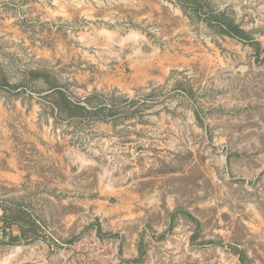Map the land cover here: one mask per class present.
<instances>
[{
	"label": "rangeland",
	"instance_id": "1",
	"mask_svg": "<svg viewBox=\"0 0 264 264\" xmlns=\"http://www.w3.org/2000/svg\"><path fill=\"white\" fill-rule=\"evenodd\" d=\"M196 2L0 0V264H264V0Z\"/></svg>",
	"mask_w": 264,
	"mask_h": 264
},
{
	"label": "trees",
	"instance_id": "2",
	"mask_svg": "<svg viewBox=\"0 0 264 264\" xmlns=\"http://www.w3.org/2000/svg\"><path fill=\"white\" fill-rule=\"evenodd\" d=\"M178 1L182 6H196L197 4L196 0ZM199 5L202 6V9L204 7L208 9L210 8L209 4L206 2H201ZM222 18V16H212L207 23L214 28L216 27L219 33L223 36L240 40L247 39V34L240 27L232 22L223 20ZM255 45V48H257V44ZM13 229L16 230L17 234H13ZM0 231L2 236L0 243L8 246H15L36 240L39 238V232H41L33 217L20 206H16L8 210H6V208H1Z\"/></svg>",
	"mask_w": 264,
	"mask_h": 264
}]
</instances>
